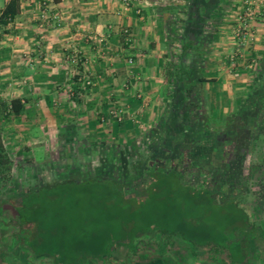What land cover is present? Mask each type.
Segmentation results:
<instances>
[{
    "label": "crops",
    "instance_id": "obj_1",
    "mask_svg": "<svg viewBox=\"0 0 264 264\" xmlns=\"http://www.w3.org/2000/svg\"><path fill=\"white\" fill-rule=\"evenodd\" d=\"M0 1L1 8L6 0ZM194 1L17 0L11 17L0 15V137L9 159L7 180L0 184V221L19 192L15 177L29 175L27 162L65 159L71 145L78 146L75 153L83 145H160L172 128L171 112L181 127L190 112L204 129H220L235 116L257 73L247 68L252 61L239 58L228 69L235 39L225 15L210 18L220 0ZM260 4L253 7L254 36L264 32ZM258 39L251 49H264ZM72 55L76 62H69ZM80 75L91 82L71 93ZM12 98L20 104L17 111ZM209 114L222 120L210 127ZM30 222L26 230L32 232ZM93 242L83 249L91 264H255L246 260L248 251L230 262L224 258L228 248L186 251L181 240L158 244L148 235L135 251L130 244L105 250Z\"/></svg>",
    "mask_w": 264,
    "mask_h": 264
},
{
    "label": "rangeland",
    "instance_id": "obj_2",
    "mask_svg": "<svg viewBox=\"0 0 264 264\" xmlns=\"http://www.w3.org/2000/svg\"><path fill=\"white\" fill-rule=\"evenodd\" d=\"M247 1L220 0L210 18L214 22L213 18L226 16L230 39L234 38L236 42L227 52L228 69L235 64L232 60L239 58L245 64L252 61L247 68L252 75L257 73L258 80L252 82L254 87L264 78V49H251L250 44L254 37H259L255 42L264 45V32L263 35H252V21L258 18L246 12H254L258 2ZM214 2L211 0L210 4ZM259 19L264 22V15ZM178 21L184 24L183 20ZM237 28L239 33H236ZM186 114L190 117L183 131H188L189 125L197 124L190 112ZM209 115L208 125L222 120ZM231 119L228 122H233L234 116ZM221 128L215 129L218 136L226 132ZM167 129L171 133L172 129ZM256 130L247 139L246 151L242 155L236 154L238 157L231 161L233 166L228 167L232 169L228 173L231 175L225 177L222 173L225 182L220 186L215 184L217 175L213 170L219 160L212 157L211 168L208 163L194 160L186 148L192 145L191 149L196 141L182 139L180 144L172 146L175 142L173 133L160 145L149 144L148 149L138 143L129 146L115 143L83 145L79 146L82 153H75L78 146L71 145L63 152L65 159L56 157L41 162L40 166L34 162L25 163L26 168L30 167L29 175L15 177L19 192L13 193L12 202L1 214L0 264H66L72 259L73 264H91L83 255V249L89 250L94 239L108 250L129 243L131 246L145 235L153 237L158 244L171 239L181 240L186 251L196 252L200 247L205 250L204 246L210 248L208 237L231 233L232 227L240 229V223L233 220L234 208L226 203L219 205L226 197L245 212L249 223L255 224L250 238L247 233L240 234V237L246 236L244 245L248 244L246 260L254 259L255 264H264V233L260 232L264 229V140L256 138ZM90 148L93 149L91 154ZM18 167L20 173L24 172L21 163ZM206 168L212 171L210 175ZM100 176L109 180H100ZM5 180L0 184H5ZM112 181L125 191L114 187ZM43 184L48 185L42 187ZM30 193L34 207L28 213L40 216V235L36 225L32 232V229L26 230L31 220L26 217L24 206ZM21 229L26 230L27 235L24 231L15 234ZM240 231L235 234L236 241Z\"/></svg>",
    "mask_w": 264,
    "mask_h": 264
},
{
    "label": "trees",
    "instance_id": "obj_3",
    "mask_svg": "<svg viewBox=\"0 0 264 264\" xmlns=\"http://www.w3.org/2000/svg\"><path fill=\"white\" fill-rule=\"evenodd\" d=\"M199 0H195L194 2H197ZM17 9V0H6L3 5L0 8V15L4 17H11ZM178 99L174 100L175 106L178 105ZM10 106L11 109L14 111L18 110V107L20 106L19 103H16L17 100L16 98H12L10 100ZM176 113L171 112V119L173 120L172 123V130L171 133H173V136L175 137V142L172 144L173 145H178L181 143L182 139H188V140H194V146L190 149V147L186 148L187 152L194 157V160L204 163H208V167L211 168L212 163L210 162L212 157L213 159L219 160V165L213 166V170L215 174L217 175V180L215 182L216 186L217 185H222L225 180L224 176H222V173H225V177L230 176L231 174H228L229 171H232L228 169V167L231 165V161L234 160L235 157H238L236 154L242 155L246 151L247 147V142L248 138L251 136L252 132L256 128V138H260V140H264V78L262 81L259 83L257 82L254 87H251L249 92L246 94L245 98L243 99L242 106L239 108V111L236 112L234 118L235 120L233 122H227L225 126L221 128V130H225L226 132L221 133L219 136L215 132V128L211 127L213 125H209L211 128H201L197 125H189L188 126V131L185 132L183 131V127H181L180 123L176 120ZM204 118H202L203 120ZM232 120V119H231ZM226 127V128H224ZM173 131V132H172ZM169 131L167 132V135H169ZM221 136V137H220ZM264 143V142H263ZM173 148V147H170ZM172 149L170 150V152ZM169 152V153H170ZM218 155L216 158L214 155ZM166 156V154H164ZM173 155V154H172ZM215 157V158H214ZM207 166V165H206ZM9 170V159L7 157L6 151L2 145L1 142V137H0V175L3 178H7V172ZM234 170V169H233ZM206 171L208 172L207 175L211 174L212 171H210L209 168H206ZM238 170L235 169L234 172H237ZM233 172V173H234ZM221 174V175H220ZM181 176V175H180ZM100 180H107L108 178L105 177H98ZM109 180V179H108ZM80 181V180H78ZM60 183V181H57ZM114 183V187L121 189L123 191L124 188L121 187V185L116 184V182L112 181ZM87 183V182H86ZM209 184V190H210V183ZM48 185V184H43L41 185L42 187ZM40 186V187H41ZM218 186V187H219ZM126 195V193H125ZM31 193L29 199L26 200V204L24 206V212L26 217L33 221L34 225H36V229L38 230V235L41 233V226H40V221L41 218L40 216H35L33 214H29L28 212L33 209V204H32V198H31ZM211 203L213 200H210ZM226 203L230 205L231 207L234 208L235 216H233V220H236L240 223V229L238 240L236 241L235 234L238 233L237 229H233L230 232L225 233H219V234H214L210 237H208V244H210V249L211 251L217 252L218 250L222 251L224 248H228L229 254L225 256L230 262H234V260L237 259H243L247 255V250H248V244H246V236L243 235L240 237L241 233H244L248 235L250 238L253 234V228L255 227V224L252 225L251 223L248 222L247 216L244 211H242L240 208H237L235 205L232 204V200L230 197H226L224 201H222L220 204ZM44 221V220H43ZM46 226V224H44ZM47 227V226H46ZM40 231V232H39ZM200 232L202 230H199ZM261 233H264V229L260 231ZM206 233L204 232L203 235ZM211 235V234H210ZM38 237V236H37ZM40 240V239H39ZM41 241V240H40ZM139 241V240H138ZM135 241L131 247L134 248V251L137 249L136 242ZM91 244V243H90ZM130 244V243H129ZM236 246V248H235ZM132 248V249H133ZM239 249H242V254L244 252V255H242L239 251ZM234 253L235 258L232 256ZM242 257V258H241ZM217 259L214 258V260ZM60 263V261H57ZM68 264H73L74 260H68Z\"/></svg>",
    "mask_w": 264,
    "mask_h": 264
},
{
    "label": "built area",
    "instance_id": "obj_4",
    "mask_svg": "<svg viewBox=\"0 0 264 264\" xmlns=\"http://www.w3.org/2000/svg\"><path fill=\"white\" fill-rule=\"evenodd\" d=\"M123 1V3L125 4V5H128V4H131V3H133V2H135L136 0H122ZM245 2H248L247 0H244V3ZM261 2V7L263 8V11H264V0H259V2L258 3H260ZM245 9H248V4H245ZM251 10H247V12L246 13H248V15L250 16V14L251 13H253V11H251ZM238 29L239 28H237V30H236V33H239L238 32ZM231 58V57H230ZM130 60V58H128V61ZM77 60H76V57H75V55H72V56H70V58H69V62H76ZM234 60H232V62H233ZM90 82H91V80H90V78L89 77H87V76H85V75H80L79 77H78V80H77V83L72 87V88H70V91H71V93H75V91H76V88L78 87V86H85L86 84H90Z\"/></svg>",
    "mask_w": 264,
    "mask_h": 264
}]
</instances>
